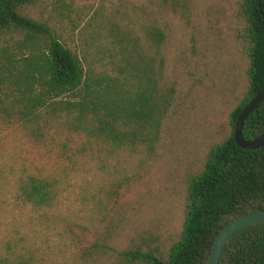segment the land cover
I'll return each instance as SVG.
<instances>
[{"label":"trees","instance_id":"trees-1","mask_svg":"<svg viewBox=\"0 0 264 264\" xmlns=\"http://www.w3.org/2000/svg\"><path fill=\"white\" fill-rule=\"evenodd\" d=\"M46 1L0 0V123L17 126L56 153L61 169L71 175L108 173V183H97L81 198L87 216L67 224L95 232L81 255L92 257L86 260L91 264L110 259L114 264H209L220 231L264 209V146L244 149L235 140L239 115L264 89V0L238 2L247 43L246 87L229 112L227 134L184 174L176 234L165 239L148 229L123 247L115 240L129 216L114 217V212L139 177L128 166L139 160L144 167L159 154L176 113L182 50L170 49L177 31L173 18L189 16L194 0H123L126 14L124 9L113 13L117 19L105 28L89 19L75 37V48L43 16ZM262 132L264 100L242 129L245 139ZM68 185L67 175L21 176L15 203L40 222L55 223L54 217L64 223L67 218L54 211L73 202ZM5 211L0 200V224ZM0 264L29 262L18 256ZM219 264H264V221L232 234Z\"/></svg>","mask_w":264,"mask_h":264},{"label":"rangeland","instance_id":"rangeland-1","mask_svg":"<svg viewBox=\"0 0 264 264\" xmlns=\"http://www.w3.org/2000/svg\"><path fill=\"white\" fill-rule=\"evenodd\" d=\"M122 2L47 0L43 16L75 48V37L89 19L104 27L117 19L113 13L120 15L123 9L125 13L124 5L119 4ZM238 2L194 0L189 16L173 18L177 31L170 49L182 50L178 105L167 125L159 154L144 167L139 160L133 169L128 166L139 177L124 196L123 206L114 212V217L129 216L115 240L121 247L130 237L148 229L165 239L176 234L183 215L184 174L200 161L211 143L222 139L229 130L225 129L228 115L245 90L248 67ZM127 10L129 14L130 8ZM61 168L56 153L32 142L17 126L0 123V200L6 210L0 224V260L14 261L21 256L29 264H91L86 260L92 257L84 258L80 248L94 239L95 232L67 224L87 216L81 198L94 190L97 183H108V173L94 175L90 171L84 177H76ZM32 173L67 175L73 202L52 210L56 216L60 215L58 218H67L64 223H59L63 219L54 217L50 221L55 223L40 222L29 208L15 203L17 181ZM96 264H114V261Z\"/></svg>","mask_w":264,"mask_h":264},{"label":"water","instance_id":"water-1","mask_svg":"<svg viewBox=\"0 0 264 264\" xmlns=\"http://www.w3.org/2000/svg\"><path fill=\"white\" fill-rule=\"evenodd\" d=\"M264 100V89L245 106L238 117L235 130L236 143L244 149H258L264 146V132L252 139H245L242 134L244 123L253 110ZM264 221V209L242 215L227 224L217 235L209 256V264H219L221 253L228 239L237 230Z\"/></svg>","mask_w":264,"mask_h":264}]
</instances>
